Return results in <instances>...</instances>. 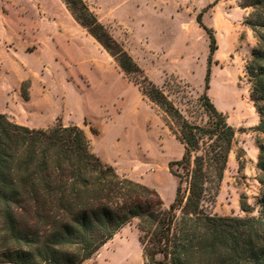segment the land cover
<instances>
[{
	"label": "rangeland",
	"instance_id": "obj_1",
	"mask_svg": "<svg viewBox=\"0 0 264 264\" xmlns=\"http://www.w3.org/2000/svg\"><path fill=\"white\" fill-rule=\"evenodd\" d=\"M85 1L149 79L197 123L207 118L200 101L210 49L204 26L213 30L218 47L206 91L237 134L219 194L208 209L245 216L246 196L257 214L262 186L254 127L260 117L245 71L256 45L244 22L251 10L243 7L247 0ZM12 26H19L28 57L23 70L7 46L14 41L0 43V112L31 127L56 122L82 127L97 155L121 176L156 189L168 206L177 186L169 163L182 156L183 145L135 77L76 21L63 0H0V37ZM81 264H144L137 220Z\"/></svg>",
	"mask_w": 264,
	"mask_h": 264
},
{
	"label": "trees",
	"instance_id": "obj_2",
	"mask_svg": "<svg viewBox=\"0 0 264 264\" xmlns=\"http://www.w3.org/2000/svg\"><path fill=\"white\" fill-rule=\"evenodd\" d=\"M63 1L135 77L182 143V156L169 163L176 191L166 206L156 189L121 176L92 150L76 124L31 127L0 112V263L81 264L136 219L144 264H264V0L243 5L251 8L244 22L256 40L245 71L260 117L254 130L262 186L257 214L243 196L245 216L208 209L219 194L237 134L206 91L218 47L213 30L204 26L210 49L200 101L207 118L197 123L149 79L85 0ZM201 18L200 13L203 25Z\"/></svg>",
	"mask_w": 264,
	"mask_h": 264
},
{
	"label": "crops",
	"instance_id": "obj_3",
	"mask_svg": "<svg viewBox=\"0 0 264 264\" xmlns=\"http://www.w3.org/2000/svg\"><path fill=\"white\" fill-rule=\"evenodd\" d=\"M18 28L19 26L17 27H9V29H6V35L3 36L1 34V37H0V43H3V45H7V40L6 39H10L12 41H14V44L15 46H11V45H7L9 46V48L13 51V55L15 57H19L20 59V62H17V64L19 65V67L23 70H25V60L24 58L25 57H28L26 56V53L23 52V49L25 47V44L23 43V40L20 38V36L18 35ZM27 32L29 33V26H28V30ZM27 41V40H26Z\"/></svg>",
	"mask_w": 264,
	"mask_h": 264
}]
</instances>
